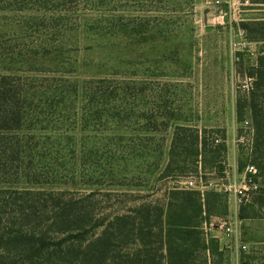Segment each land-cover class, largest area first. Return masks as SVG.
<instances>
[{
	"label": "rangeland",
	"instance_id": "1",
	"mask_svg": "<svg viewBox=\"0 0 264 264\" xmlns=\"http://www.w3.org/2000/svg\"><path fill=\"white\" fill-rule=\"evenodd\" d=\"M2 76L0 264H264V0H0Z\"/></svg>",
	"mask_w": 264,
	"mask_h": 264
},
{
	"label": "built area",
	"instance_id": "2",
	"mask_svg": "<svg viewBox=\"0 0 264 264\" xmlns=\"http://www.w3.org/2000/svg\"><path fill=\"white\" fill-rule=\"evenodd\" d=\"M219 1H217L218 3ZM251 82V78H248ZM244 89L248 88V85H243ZM223 174H228L226 169L220 170ZM237 180L231 181L229 178H220L217 181L204 182L201 177L199 179H187L182 184L187 189H194L200 193H204L207 189H215L219 192L233 194L238 204L247 202L250 197L259 190V183L257 182V168L255 165L249 163L245 166L244 170L237 172ZM206 231H218L223 235L234 237L236 235V228L232 222L225 219L214 218L206 224ZM208 236V233H207ZM228 247V246H227ZM240 250L245 251L247 249L246 244H239Z\"/></svg>",
	"mask_w": 264,
	"mask_h": 264
},
{
	"label": "trees",
	"instance_id": "3",
	"mask_svg": "<svg viewBox=\"0 0 264 264\" xmlns=\"http://www.w3.org/2000/svg\"><path fill=\"white\" fill-rule=\"evenodd\" d=\"M3 78H2V80H0V100H4L5 102H7L8 104H11V95L13 96V98L16 100V98H17V96H16V94H14V91H12V90H9V89H7V76H2ZM11 93V94H10ZM16 93V92H15ZM19 94H20V92H19ZM0 104H1V102H0ZM19 118V121L17 122V123H19L20 122V116L18 117ZM237 120L240 122L242 119H241V115H239V113H238V115H237ZM2 122L6 125V127H11L12 125H9V123H7L6 121H3L2 120ZM179 128L180 127H177L176 128V132H178L177 130H179ZM194 132V131H193ZM174 135H177V133H175ZM199 139H200V136L198 135V131H195V135H193V142H196V141H199ZM177 140V138H175V136H174V138H173V140H172V142H175ZM225 141V140H224ZM197 152V151H196ZM220 172V171H219ZM185 226H186V224H185ZM190 233H191V231H190ZM189 233V234H190ZM180 240L181 241H188L187 239H181L180 238ZM201 240V239H200ZM189 242V241H188ZM201 242H202V240H201ZM170 243H172L173 244V242H171L170 241ZM184 247H182L181 248V254H180V258L181 259H178V261H177V264L178 263H180V264H190L189 263V261H190V258H185L184 257V255H185V252L187 253V251L189 250V248H187L186 246L187 245H183ZM211 246L213 247V248H215V249H217L218 247H219V244H218V242L215 240V239H213L212 238V240H211ZM36 254H37V256H39V255H41L42 254V252H41V250H40V248L39 249H37L36 250V252H35ZM171 255V254H170ZM176 261V260H175ZM175 261H170V263L171 264H176V263H174ZM12 264H17V263H12Z\"/></svg>",
	"mask_w": 264,
	"mask_h": 264
},
{
	"label": "crops",
	"instance_id": "4",
	"mask_svg": "<svg viewBox=\"0 0 264 264\" xmlns=\"http://www.w3.org/2000/svg\"><path fill=\"white\" fill-rule=\"evenodd\" d=\"M211 237H214V235L212 234ZM217 241V240H216ZM218 242V241H217Z\"/></svg>",
	"mask_w": 264,
	"mask_h": 264
}]
</instances>
